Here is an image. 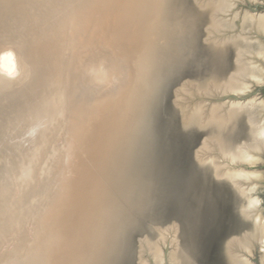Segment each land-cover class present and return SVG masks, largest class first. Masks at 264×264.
I'll use <instances>...</instances> for the list:
<instances>
[{
	"label": "bare ground",
	"instance_id": "1",
	"mask_svg": "<svg viewBox=\"0 0 264 264\" xmlns=\"http://www.w3.org/2000/svg\"><path fill=\"white\" fill-rule=\"evenodd\" d=\"M156 2L164 7H148ZM195 2L208 16L206 31L210 38L231 27L225 16L232 11V0ZM168 3L169 0H0V112L8 115L0 127V146L14 153L8 157L10 162L5 159L9 149L4 158L0 157L9 164L0 161L2 167L5 164L4 168L0 166V264H104L107 236L100 239V226L107 218L104 216L113 212L115 201L110 203L108 198V190L112 189L108 180L118 174L106 179L105 167L109 163L104 157L115 144L118 151V144L123 142L118 139L124 133L121 131L116 136L118 142L115 140V132L125 127L120 124L128 123L130 118L134 121L137 73L145 52L149 53L147 48L153 45L148 42L161 24L160 17L167 12ZM177 17H173V24L180 34L190 29L191 22L184 14ZM254 17L246 13L242 29L257 24L264 30V14ZM233 40L234 37H213L216 48ZM245 50L243 44H238L237 68L230 75L212 79L205 86L187 82L181 93L185 120L214 122L218 130L204 140L198 157H211L216 175L230 179L244 194L252 188L250 182L233 168L235 163L264 153L262 106L252 101L205 106L193 103L192 97L246 92L248 86L242 79L251 71ZM242 111H247L250 118L252 138L235 147L223 138L222 131ZM115 156L117 159L119 155ZM220 157L226 165L218 160ZM112 161L113 166L116 161ZM114 191L111 193L115 196ZM173 227L154 242L145 239L141 243L140 264H163L165 258L170 264H193L195 260L187 257L184 246L180 254L173 234L175 230L178 234V228ZM253 240L260 241L264 248V218L261 224H255L254 233L228 241L232 264H245L238 248L249 246ZM165 246L170 250L165 252Z\"/></svg>",
	"mask_w": 264,
	"mask_h": 264
},
{
	"label": "water",
	"instance_id": "2",
	"mask_svg": "<svg viewBox=\"0 0 264 264\" xmlns=\"http://www.w3.org/2000/svg\"><path fill=\"white\" fill-rule=\"evenodd\" d=\"M192 1L194 6L191 12L183 13L188 22H191L190 24L188 23V28L190 29L183 33L192 34L191 39L193 40L192 45L188 49L190 56L185 58L184 64L194 62L198 68L203 66V72H196L195 74L197 76L201 75V77L209 76L207 83L212 79H219V77L225 78L237 68L236 49L238 44H242V41H238L236 35L228 36L234 37V40L229 41L224 47L216 48L213 37L216 35V37L223 38L225 34L222 36L213 34L211 35L212 38H210L206 27L205 29L201 28V22L204 19L206 20L208 16L197 7L195 0ZM245 1L248 8L253 12L264 9L263 2H257L253 5L251 0ZM179 14H181V10L179 13L178 9L175 19L178 18ZM230 28H233V26L231 25ZM202 33L205 36L204 40H201ZM255 33L257 37H261L264 40V36H261L257 32ZM229 45L234 46L235 51L232 69L225 67L227 62L225 55L229 50ZM199 48L205 49L203 56L198 52ZM246 51L248 52V50H245V57L247 58ZM242 80L246 83L251 82L252 78L247 74ZM257 81L262 82L259 90H264V77L259 76ZM187 82L192 81H184L182 84ZM207 83L196 84L205 86ZM181 85L173 91L175 99L172 102V110L170 111L169 108V125H167V129L170 131L169 138L172 141L171 143L169 140L170 144L174 146V142L176 141L174 139H179L182 147L176 153L172 150L165 152L164 150L167 148L165 145L169 141L166 142L163 149L165 160L159 159L163 152L161 146L157 142L154 143L156 139L155 133L147 132L146 138L151 139V143H153L151 147L149 146L148 151H150V154L148 156H156L158 162L155 166L152 164L146 165L150 180L140 195L139 203L143 205L146 202L148 210H161L160 213H156L155 219L151 223L156 231H159L164 227L162 225L168 223L177 227L178 233L181 231L179 237L184 242L183 245L187 257L189 256L191 259H194L196 264H232L227 244L228 241L233 237L248 234L250 232L249 229H255V224H261L262 218H264V184L262 183V187L258 186L257 189L249 190L244 194L230 179L216 175L215 164L211 157L203 160L198 157V151L202 147L204 140L215 136L218 130L214 122L202 123L194 120H185L182 109L184 101L180 100L177 96ZM164 93L162 96H164ZM219 94L222 93L218 92L201 96L211 103H226L222 100L227 98L234 99L235 102H238V100L246 102L245 99L251 96V94H236L231 92L224 93L222 96ZM162 96L158 93L154 99L146 104L147 114H145V117L156 112L157 104L163 103V101L161 102ZM196 98L200 97L197 96ZM243 114H247V124L250 128L249 139L251 140L252 138L250 118L247 111H242L235 117L234 122L225 125V131H222L223 138L228 142L230 141L232 145L237 143L232 138L233 129L236 127L239 117ZM208 132L209 134H207ZM172 136L174 139L171 138ZM189 139H192L193 144L184 145L183 141ZM263 154L258 153L255 155L261 158ZM122 155L124 156L125 154L122 152ZM240 164L245 168H250L247 162H241ZM129 178L127 177V181ZM250 182H252L250 185L254 186L255 179L250 180ZM146 194H148V197L145 199L144 195ZM255 194L256 197H254ZM169 208L173 210L170 213ZM246 210H248L249 214H247ZM130 216L132 218L130 223L134 225L136 220L141 219L142 216H147V214L138 213L137 215L136 212H133ZM161 220H163V223H160ZM183 228L185 229L183 230ZM120 239L111 236L108 240H105L103 247L104 264H119L123 247L117 249L116 245ZM145 239H149V235L138 240L139 251L140 245ZM139 251L137 253L138 261L135 264H139ZM166 264H168L167 261Z\"/></svg>",
	"mask_w": 264,
	"mask_h": 264
},
{
	"label": "rangeland",
	"instance_id": "3",
	"mask_svg": "<svg viewBox=\"0 0 264 264\" xmlns=\"http://www.w3.org/2000/svg\"><path fill=\"white\" fill-rule=\"evenodd\" d=\"M183 1L182 0H180V1L169 0V3L167 5V12L160 17V19L162 20L161 24H158V26L154 29L155 31L153 30L154 34L152 31V34H153L152 36H154V37L151 38L148 43H151V41H152L153 45L151 46V44H150L151 48H149V47L147 48L149 53H147V51L145 52V54H146L145 58L141 60V62H143V61L144 62L140 63L141 66L139 67V70L137 73L138 85H137V90L135 92V97H137V101L135 103V108L132 109V113L134 111L135 115L134 116L131 115L133 117L134 121H132L130 118L127 121L128 123L120 124V125H123V127L125 126L124 128L126 130L123 128V131H122V129L121 130L119 129L120 125L118 126L119 130L116 131L118 133L115 132V140H116V138L119 137L118 139L122 140L123 142H120L119 144H121V143L122 144L121 145L118 144V147L120 146V148H121L123 146V148L122 149L118 148V151H117V149H116L117 146H115L116 145L115 144V145H113L112 149H110V150L107 149L109 152L107 151L105 153V154H107V155H105L106 158L104 157V160H106V163H109V165L111 167V169H109L108 168L109 165L106 164L105 168L107 169L106 172H108L107 173L108 177H106V179L109 177H110L109 179H111V178L114 179V177H116L117 173L120 174L119 176L117 174V178H115L114 180L111 179L109 181L107 179L109 188L111 187L113 189V187H114L117 189V190L113 189L117 192L115 194V196L113 193H111V192H113L112 189L108 190L109 196L108 195L107 196L109 199H111L110 203L112 202V200L115 201V202L113 201L114 203H112L113 204V206H112L113 212L115 209H118L119 211H118V215H117L118 218H117L115 224L111 228L112 229L111 231H113V232L110 231L106 235L107 236L106 240H108V238H110L111 236L121 238L116 245L117 249L123 247L122 248V256L119 259V264H135L138 261L137 260V253L139 251L138 250V248H139L138 247L139 246L138 240L139 239L143 238L146 235H149V239H147V240H149L150 242H154L163 233L167 232L168 230L175 229L173 227L174 225H169L170 223H168V224L162 225L164 227H162L159 230L160 232L156 231L154 229V227H152L151 223H152V220L155 219L154 216L156 215V213H160L161 210L160 211L157 209L156 210H148V204L145 202V204L142 205L141 203H139V199H140V195H141L142 191L145 189V187H147V185L149 184V180H150V176H149L146 165L152 164L153 166H155L156 163L158 162L156 156H153V155L151 157L148 156V154H150V151H148L149 146L151 147V145L153 143H151V139L149 140L146 138L147 132H151L152 134L155 133L156 139H155L154 143L157 142L158 145L161 146V150L163 151L164 144L166 142H168L169 140L171 141V139L169 138L170 131L167 129V125H169V120H168V118H169L168 114L170 113L169 108L171 111L173 108L172 102L175 99V97H173V91L175 89H177L184 81H192L191 83L202 82V84H204V83H207V81L209 79V76L201 77V75L197 76L195 74L196 72L202 73L204 70L203 66L198 68V66H195L194 62H190L189 64H187V63L184 64L186 56H190V52H188V49L192 45V41H193L191 39L192 34H189V33H181L180 34L177 30L176 25L173 24V22L175 21V19L173 17L175 16V14L178 13V9H179V13H180L181 9L183 10V11L181 10L182 11L181 14L190 13L194 4H193L192 0H185V2H183ZM232 1L234 3L233 4L234 6L232 8V11H230L229 14L226 16V19H228L229 21L228 20H226V21H227V23L231 22V23H229L230 25H232L233 23H235V24L232 25L233 28H230V27L228 28L227 32L229 35L225 34L226 30H224L225 33H224V31H221V33L219 32L218 34L223 35V33H224L225 34L224 36H227V37L233 36V34H235L236 37L239 36V37H237V40L238 41L243 40L242 44L244 45V47L248 50V52L251 51L249 53L246 51V55H248L246 61H247V64L250 65L249 68H250L251 72L248 74H250V77L252 78V80H251V82L245 83L248 86V88H246V92H243V93L251 94V96H249L247 99H245V101H252V102L258 104L257 107H259V105L262 106L263 109H261V112H262L261 117H262L263 124H264V90H259V87L262 85L261 84L262 82L257 81V79H259V76L264 77V40L261 39V37H257L255 35L256 34L255 32H257L261 36H264V30L261 29L257 24L253 25L255 28L253 26H249V27H247V29L246 28L242 29V24H241V23H243V16L246 13L252 14L253 16H255L254 18H257L256 16H258L259 14H261V13L264 14V9H259L258 12H253L252 10H250L248 8L247 2L245 0H232ZM251 1H252L251 3L253 5L257 2H263L264 3V0H254V1L251 0ZM255 20L256 19H254V22H255ZM206 25H207V23H206V20L204 19L201 22V28L204 29L206 27ZM231 30H233V31H231ZM155 32H158V34L156 35ZM238 32L240 33V35H237V34H239ZM241 33L244 34V36H242ZM246 35H248L249 37ZM169 36H170V38H169ZM204 37L205 36L202 33L201 40H204ZM241 37L242 38L244 37V39H242ZM245 37H246V39H245ZM239 38H241V39H239ZM249 38H250V41L248 40ZM155 40H157V41H155ZM247 40H248V42H247ZM154 45H155V47H153ZM157 49H163L165 51L164 70L159 76L153 77L152 73H153V68H154V64H155V53H156ZM253 50H254V52H253ZM204 51H205L204 48L198 49V52L201 53L202 56L204 55ZM234 53H235L234 46L229 45V50L227 51V53L225 55V58L227 60L225 67L227 69H232V60L234 58ZM147 59H148V61H146ZM198 81H200V82H198ZM185 85H186V83L182 84L178 90L177 96L180 100H182L181 93L183 92ZM158 93L161 96L164 93V96H162V99H161V102L163 101V103L157 104V107L155 110L156 112L154 114L148 115V117H145V114H147V111L145 108L146 104L149 103L152 99H154ZM204 94L205 93H203L201 95H204ZM201 95L198 94L195 97L193 96L192 102L193 103L201 102V103L205 104V106H209V105L212 106L213 104L218 103V102L211 103L209 100L204 99L203 96H201ZM219 95L222 96V95H224V93L219 94ZM197 96L200 98H196ZM222 101L227 102L230 105V102L231 101L233 102L234 99L227 98V99L222 100ZM238 102H241V101L238 100ZM141 111H143V112H141ZM134 117H135V119H134ZM7 118H8V115L5 116L4 112H0V127H2V125H4ZM129 121L130 122L132 121V122L130 123ZM136 121H137V123H136ZM198 121H199V119H198ZM130 124H132L131 127L129 126ZM134 127H135V129H134ZM142 128H143V130H142ZM133 129H134V131H133ZM140 130H142V131H140ZM7 131H9V130H7ZM119 131L127 133V134L123 133L120 136V135H118L120 133ZM11 132L12 131H9V133H11ZM207 134H209V132ZM117 135H118V137H116ZM122 136H123V139L121 138ZM135 138H139V140L135 139ZM171 138L174 139L173 136ZM232 138H234L235 141L237 142L233 145L235 147H237L238 145H241L245 141L250 142V139H249L250 138V128L248 127V124H247V114H243L242 116L239 117L238 123H237L236 127L233 129ZM174 140H176L174 142V146H172L170 144V141L167 143V145H165V147H167L166 150H164L165 152L167 150L168 151L172 150L174 153L180 151V149L182 147V143L179 141V139H174ZM125 141H126V144L124 143ZM117 142H118V140H116V143ZM132 142H134L135 146L132 144ZM138 142H139V144H138ZM183 142H184V145H192L193 144L192 139L185 140ZM171 143H172V141H171ZM202 146H204V145H202ZM1 147L3 148L2 149L3 151H4V148H5V151L6 150L8 151V149H9V148L6 149V147L4 145H1L0 150H1ZM124 147L126 149H124ZM134 147H135V149H134ZM3 151L0 152V153H2V154H0V157H3V155L6 156L7 151H6V153L4 151L5 154L3 153ZM120 151H121V153H119ZM129 151H130V153H129ZM133 151H135V152H133ZM164 151L161 153L159 159L162 158L163 160H165V152ZM122 152H123V154H125L124 156L121 155ZM10 153H12V155ZM10 153H8L7 157H5V159H8L9 155H10V158H12L14 153L12 151ZM115 155H119L121 157L119 158V156H118L117 159H115V157H116ZM125 156H127V157H125ZM255 156L256 155L254 154V156H252L249 160L246 161L250 168H245L239 162H238V164L233 163L235 166L233 168V170L236 169L242 175H244L245 179H247L246 181L250 182V180L255 179V182L253 183L254 186L251 185V187L252 186L253 187L250 188V190H255L258 188V186L262 187V185H261L262 183L264 184V167H263L264 166V154L262 155L261 158L257 157V156L255 157ZM108 157H109V159H108ZM112 158H113V161L111 160ZM107 159L109 160L108 162H107ZM128 160H130L131 162ZM218 160L221 163L224 162L223 164H225V159H222L220 157ZM0 161H2V163H5L6 166H9V164L7 165V162H3L6 160H4V159L2 160L0 158ZM7 161L10 162L9 159ZM111 161H112V164L115 163V161H116V163H115L116 165L113 164V166L115 168L111 165V163H110ZM2 163L0 162V166H1V168H4L5 164H3L4 167H2ZM117 163L118 164L121 163L119 165V167H117L118 166ZM114 170H115V172H112ZM113 173H114V175H113L114 177L112 176ZM127 177H131V178L128 179V181H127ZM252 177H254V178H252ZM115 181L118 184H116ZM121 181H124L123 184ZM259 181H260V183H259ZM141 182L143 185L141 184ZM250 183H252V182H250ZM136 190H138V191H136ZM115 191H114V193H115ZM135 193H137V194H135ZM112 196L116 197L117 199L112 198ZM135 196H137V197H135ZM147 197H148V194L144 195L145 199ZM254 197H256V194L254 195ZM119 198H121V199H119ZM136 198H137V200H136ZM124 205L126 207H124ZM129 211L131 213H129ZM172 211L173 210L169 208V213ZM133 212H136L137 215H138V213L139 214L146 213L147 216H145V217L142 216L141 219H138L135 221L134 225H131V223L129 224V221L131 222L132 218L130 215ZM112 213H110V214L108 213V215L104 216V218L105 217L108 218L109 216L113 215ZM119 215H120V217H119ZM107 218H105L104 221ZM122 219L123 220L125 219V225H124V221ZM126 219H128V220H126ZM160 223H163V220H161ZM184 229L185 228H183V230ZM249 230H250L249 233H254V231H255V229H249ZM175 231L173 232V234H175L174 238L178 242V245L180 248V254H181V252H183L182 247L184 246L183 245L184 242L181 241L180 237H179L181 231L178 234L175 233ZM178 237H179V239H178ZM238 237H240V236H238ZM120 241H122V242H120ZM263 249L264 248L261 247L260 241L258 242L256 240H253L252 243H250V245L247 247L243 246V247L238 248L239 253L241 255V259L244 261L245 264H264L263 263L264 262V250ZM140 250H141V246H140ZM168 250H170V248H167V246H165V252ZM182 262H183V258H182ZM195 262L196 261H194L193 264H196ZM167 263L170 264L168 261H167ZM139 264H140V251H139ZM163 264H166V259H164Z\"/></svg>",
	"mask_w": 264,
	"mask_h": 264
},
{
	"label": "clouds",
	"instance_id": "4",
	"mask_svg": "<svg viewBox=\"0 0 264 264\" xmlns=\"http://www.w3.org/2000/svg\"><path fill=\"white\" fill-rule=\"evenodd\" d=\"M148 7L152 8L153 10H159L164 7V5L160 4L159 2L153 3L148 5ZM164 56L165 51L163 49H157L155 53V64L153 68L152 76L156 77L159 76L164 70ZM118 209H115L113 215L109 216L103 224L100 226V234L99 237L101 240L111 231L112 226L115 224L118 216ZM73 264H83V261H74Z\"/></svg>",
	"mask_w": 264,
	"mask_h": 264
}]
</instances>
